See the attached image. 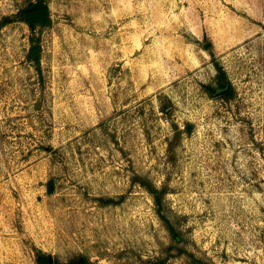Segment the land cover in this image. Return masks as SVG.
Listing matches in <instances>:
<instances>
[{"label": "rangeland", "instance_id": "rangeland-1", "mask_svg": "<svg viewBox=\"0 0 264 264\" xmlns=\"http://www.w3.org/2000/svg\"><path fill=\"white\" fill-rule=\"evenodd\" d=\"M46 2L42 74L27 24L0 27V264H264V0Z\"/></svg>", "mask_w": 264, "mask_h": 264}, {"label": "trees", "instance_id": "trees-1", "mask_svg": "<svg viewBox=\"0 0 264 264\" xmlns=\"http://www.w3.org/2000/svg\"><path fill=\"white\" fill-rule=\"evenodd\" d=\"M37 3L45 4V7L41 10L36 11H26L25 9L29 6H32L34 4H30L27 7H24L18 11L17 14L14 16H5L2 18L0 22V27L7 26L10 23H13L15 21H21L27 24L29 31H30V48L29 52L27 54V60L35 66V69L39 74H42L41 69V56H42V46H41V35L42 32L51 27L52 25V18H51V12L50 8L46 2V0H38ZM35 3V4H37ZM217 81L218 86L213 87L212 85H205L204 88L207 93L214 96L218 90H224L221 94H219V97H224L227 100L233 98L234 90L232 87L231 82L229 81L227 74L225 70L217 64ZM161 111L169 113L168 107L162 105ZM173 139L174 140L180 139L182 132L178 129V126L173 124ZM52 149V148H47ZM169 151H174V147L171 144ZM133 183L140 185L143 187L152 197V200L155 205V211L162 221L164 227L168 231V233L171 235L174 245H176V249L178 250L179 254L186 253L184 252V249L182 247V241H179L178 238L181 236L180 232L177 230L174 221L166 214V207H165V196L166 191L164 188H158L156 185H154L150 180L146 179L145 177H142L140 175H135L133 179ZM48 191L51 193L53 191L52 184H49ZM97 201L101 203V205L107 206V205H117L121 203V201H116L115 199L109 198H96ZM173 244L170 246L172 249L174 248ZM182 247V248H181ZM51 255L43 252L42 250H36V262L37 264H48L49 258ZM193 257V256H191ZM85 264H89L88 260L85 258L83 259ZM199 263V262H196ZM53 264H61L59 261L53 259ZM71 264H81V260L74 261Z\"/></svg>", "mask_w": 264, "mask_h": 264}, {"label": "water", "instance_id": "water-1", "mask_svg": "<svg viewBox=\"0 0 264 264\" xmlns=\"http://www.w3.org/2000/svg\"><path fill=\"white\" fill-rule=\"evenodd\" d=\"M44 7H45V4L37 3V4H34V5H32V6L27 7L25 10H26V11H36V10H41V9L44 8ZM207 45H208V44H206L205 47H206ZM225 90H226V89H224V90H218V91L216 92V95L221 94V93H222L223 91H225ZM187 129H188V130L190 129V125L187 126ZM178 240H179V238H178ZM48 264H53V258H52V257L49 258V262H48ZM81 264H85V262H84L83 259H81Z\"/></svg>", "mask_w": 264, "mask_h": 264}]
</instances>
